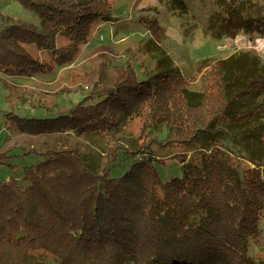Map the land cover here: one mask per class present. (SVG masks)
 <instances>
[{
	"label": "trees",
	"instance_id": "trees-1",
	"mask_svg": "<svg viewBox=\"0 0 264 264\" xmlns=\"http://www.w3.org/2000/svg\"><path fill=\"white\" fill-rule=\"evenodd\" d=\"M16 1L39 23L0 11L7 76L70 64L111 11L105 0ZM216 4L212 36L264 34V0ZM196 72L193 89L174 67L139 79L126 62L93 75L70 108L6 111L0 165L12 173L0 179V264H264L248 253L264 218V58L242 49L204 58ZM134 120L137 136L126 132ZM177 144L196 153L162 181L160 150ZM33 154L39 161L16 173L14 160Z\"/></svg>",
	"mask_w": 264,
	"mask_h": 264
},
{
	"label": "rangeland",
	"instance_id": "rangeland-1",
	"mask_svg": "<svg viewBox=\"0 0 264 264\" xmlns=\"http://www.w3.org/2000/svg\"><path fill=\"white\" fill-rule=\"evenodd\" d=\"M110 13L92 30L88 41L79 46L73 61L39 75L18 77L0 73V143L7 137L4 121L6 111L24 116H42L56 107L70 108L89 91L88 81L99 71H111L129 63L140 79L152 73L174 67L190 77L193 89L199 88L196 67L204 58L219 59L242 50L251 49L264 58V34L238 33L233 38L212 36L208 19L220 10L216 0H105ZM0 11L8 16L39 23V17L16 0H0ZM33 56L47 61L46 55L26 47ZM10 87L13 96L6 97ZM16 96V97H15ZM140 120H134L126 132L137 136ZM95 149V148H92ZM163 163H155L159 177L168 181L181 175L179 159L192 157L196 151L182 145L160 150ZM35 154L14 160L20 172L22 165L39 161ZM124 166L113 170L116 176ZM6 165H0V179L11 175ZM261 233L248 242L250 256L264 260V218Z\"/></svg>",
	"mask_w": 264,
	"mask_h": 264
}]
</instances>
